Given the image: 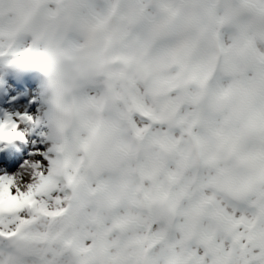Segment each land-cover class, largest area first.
<instances>
[{
    "label": "clouds",
    "instance_id": "clouds-1",
    "mask_svg": "<svg viewBox=\"0 0 264 264\" xmlns=\"http://www.w3.org/2000/svg\"><path fill=\"white\" fill-rule=\"evenodd\" d=\"M13 64L47 165L0 264H264V0H0Z\"/></svg>",
    "mask_w": 264,
    "mask_h": 264
},
{
    "label": "rangeland",
    "instance_id": "rangeland-1",
    "mask_svg": "<svg viewBox=\"0 0 264 264\" xmlns=\"http://www.w3.org/2000/svg\"><path fill=\"white\" fill-rule=\"evenodd\" d=\"M6 71L12 72L13 68L10 65L6 66ZM18 72H20L23 82L19 84L18 90L22 93H20L17 100H15L14 107L17 108H23L24 111L26 110L27 113H30L32 119L35 117V114L39 113L40 111V100L38 98V83H39V77L38 74L29 68L22 67L21 69H18ZM0 74V87L3 86L4 80L1 77ZM2 92V91H1ZM7 95H13L12 92H8ZM6 105L9 104V101L7 100L4 102ZM29 115V116H30ZM0 121H3L0 116ZM31 132L29 134V137L31 139H34L33 145H34V151L33 154L31 153L27 155V161L30 163L39 160L41 162V166L47 165V160L44 156V151L47 148V142L44 140V136L41 134L43 132ZM18 144L15 143L12 140H0V174H19L18 180L21 185L31 181L32 175H31V168H29V174L22 175L19 170V164L14 159L16 154L18 153H24L23 148H20L17 146ZM32 146V145H31ZM25 154V153H24ZM28 164V165H29Z\"/></svg>",
    "mask_w": 264,
    "mask_h": 264
},
{
    "label": "bare ground",
    "instance_id": "bare-ground-1",
    "mask_svg": "<svg viewBox=\"0 0 264 264\" xmlns=\"http://www.w3.org/2000/svg\"><path fill=\"white\" fill-rule=\"evenodd\" d=\"M6 66L7 65H0V74L2 75L1 77L4 80L3 86L0 87V116L2 120H4L5 118H10L11 120L15 121L17 130L22 132V136L0 139V140H12L18 144L17 145L18 147L23 148L25 154L17 153L14 160L17 163H20L19 170L20 173L24 175V174H29L30 171L29 165L25 164V161H27V155H29L30 153L32 155L34 151V145H33L34 139H31L29 137V134H31L32 131H34L33 133H35V132H42V130L45 131L46 129L44 125L42 124L34 125L32 122H30L27 119H21L20 115H18L25 113L30 115V113H27L26 110L24 111L23 108L16 109V107H14L15 104L14 101L17 100L20 93H22L18 90L19 84L23 82V78L20 72H18V69H21L24 66L15 65V64L10 65L13 68L12 72L6 71ZM8 92H12L13 95L11 96L7 95ZM7 100L9 101V104L6 105L4 102H6ZM37 114H35L33 120L36 119ZM0 169H2V167H0Z\"/></svg>",
    "mask_w": 264,
    "mask_h": 264
},
{
    "label": "snow or ice",
    "instance_id": "snow-or-ice-1",
    "mask_svg": "<svg viewBox=\"0 0 264 264\" xmlns=\"http://www.w3.org/2000/svg\"><path fill=\"white\" fill-rule=\"evenodd\" d=\"M18 115H20L21 119H30V116L26 113ZM0 128H2L3 130L4 139L22 136V132L17 130L16 122L11 120L10 118H5L3 121H0ZM36 180L37 177L32 175L31 181L21 185L18 182L16 173L0 175V193H3L12 201L17 202V207L0 209V226H2L4 223L9 222L3 217V213H14L18 211V208L22 207L20 201H22L23 198L32 195L37 186L33 183V181Z\"/></svg>",
    "mask_w": 264,
    "mask_h": 264
}]
</instances>
